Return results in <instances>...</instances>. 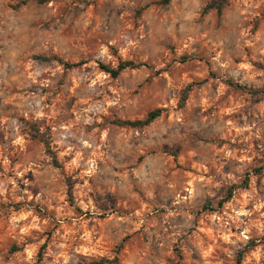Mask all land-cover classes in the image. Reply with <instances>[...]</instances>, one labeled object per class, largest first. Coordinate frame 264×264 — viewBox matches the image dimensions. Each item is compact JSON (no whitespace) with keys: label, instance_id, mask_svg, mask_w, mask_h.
<instances>
[{"label":"rangeland","instance_id":"obj_1","mask_svg":"<svg viewBox=\"0 0 264 264\" xmlns=\"http://www.w3.org/2000/svg\"><path fill=\"white\" fill-rule=\"evenodd\" d=\"M161 1L0 0V264H264V0Z\"/></svg>","mask_w":264,"mask_h":264},{"label":"trees","instance_id":"obj_2","mask_svg":"<svg viewBox=\"0 0 264 264\" xmlns=\"http://www.w3.org/2000/svg\"><path fill=\"white\" fill-rule=\"evenodd\" d=\"M30 1H34L37 3H44L45 2V0H18V3L15 7L19 8L23 5H26ZM170 1L171 0H162L161 3L162 4H168ZM227 2H228V0L215 1L208 6V9H214L217 12V14L219 16H221L224 8L227 5ZM54 58L61 65H63L66 70L77 68L83 64L82 62L69 63V62L63 61L62 59H60L58 57H54ZM140 66H141V64H137L134 61H119L118 65L116 67H111L108 65L100 64V68L113 78H118L125 70L137 69ZM190 88H191V86H187L182 91L181 99L179 102V105L181 107H183L185 105V103L188 99ZM163 112H164V109L158 108V109H154V110L148 112V114L146 115V117L144 119H139V120H134V121L116 119V120H114V124L121 126V127L144 128V127L151 125L155 120H157L159 117H161ZM31 131H32L31 137L34 140H38L40 143H42L44 145L45 151H46L47 155H49L52 158L53 164H55V166L59 167L60 163L58 161L57 154L55 153V151L51 147L50 140L48 138H46L44 135L40 134L39 131L37 130V128L35 127V125H31ZM253 172H255V174H259L261 172V170L255 169ZM248 181H249V174L247 175L246 180L243 183L244 185L242 188H247ZM235 189H236L235 186L229 187L226 197L222 201H220V203H219L220 206H222L223 204H225L226 202H228L229 200L232 199V196L234 194ZM68 195H69L71 202H72V185L71 184H69ZM40 258H41V252L39 255V261H40ZM117 263H118V258L115 257L114 259L102 258L99 260H92V261L88 262L87 264H117Z\"/></svg>","mask_w":264,"mask_h":264}]
</instances>
